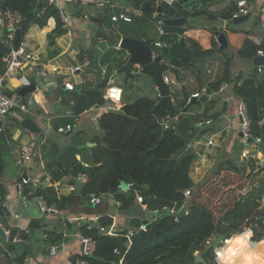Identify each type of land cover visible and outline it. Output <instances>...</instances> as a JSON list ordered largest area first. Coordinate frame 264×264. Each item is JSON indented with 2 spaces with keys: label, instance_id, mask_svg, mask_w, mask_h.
Instances as JSON below:
<instances>
[{
  "label": "trees",
  "instance_id": "1",
  "mask_svg": "<svg viewBox=\"0 0 264 264\" xmlns=\"http://www.w3.org/2000/svg\"><path fill=\"white\" fill-rule=\"evenodd\" d=\"M144 1L132 0V4L139 7ZM254 1L249 0L250 3ZM45 6L47 4L38 0H0V11H8L14 15L16 27L22 31L23 40L32 26L44 28L51 18L55 19L56 28L48 34V40L53 44L57 37L66 33V29L59 11L54 6H49L43 15L38 17ZM74 6L78 12L75 16L82 18L83 5L78 3ZM235 10L233 5L220 14L212 15L199 12L193 7L191 12L181 8L180 16L187 20L190 17L206 15L214 20L231 21ZM106 12L108 9L98 20H95L100 28L108 18ZM144 18L152 17L145 15ZM142 19L135 18L133 23L146 21ZM219 31L226 34L229 45L239 48V56L246 61H253L258 51H264V39L261 44H255L248 38L249 31H237L231 28ZM216 32L215 28L208 30L188 25L185 36L187 45L181 44L176 35L167 36L162 43L164 54L160 55L157 61H168L177 69L179 82L184 84L181 89L172 92L179 112L166 114L175 117L184 112L180 115L175 129L164 132L161 121L154 111L158 98L139 97L132 103L126 104L121 111L105 114L100 119V129L104 136L96 141V146L83 160L92 166L102 165V168L96 171L81 195L72 192L69 196L58 199V194L53 188L36 192V196L46 199L49 205L55 203L58 208L68 209L73 213L82 211L80 207L88 203L86 198L92 194L100 197L114 195L121 204L120 209L129 211L137 201V193L143 197L147 211L166 209L176 212V214H165L159 219L149 218L151 220L146 225L147 230L142 235L138 231L132 237L128 236V232L110 236L100 229L111 227L113 218L106 214L107 205L99 207L98 212L104 216L98 220L97 225L85 224L79 229L83 237L91 238L95 242L96 249L93 256L85 258L89 264H216L215 249H209L208 242L217 235H222L226 241L243 238L249 231L252 233L251 240L257 242L252 243L249 238V246L260 244L261 247L255 250L259 257L264 258V179H259L264 175V169L258 172L252 170L246 174L245 169L237 167L230 160L216 166L201 164L198 161V154L188 149L193 139L200 138L209 131L207 129L209 127L197 128V122L211 120L213 117L214 120H218L216 115H210L213 102H202L201 99L195 103L189 102L202 85L201 80L192 77L190 71L196 70L200 62L226 50L220 49L215 37ZM7 37L8 33L4 31L3 37L0 38V74L6 72L4 57L11 52ZM135 38L141 40L146 36L138 34ZM118 40L121 38L119 37ZM148 42L150 43L149 40ZM188 46L194 50L197 64H193ZM107 55L101 59L105 65L109 61ZM84 57L85 53H83ZM231 62L229 56L222 78L210 84L209 90L219 91L224 83L233 85L235 96L246 105L251 122V135L262 139L264 138V124H262L264 81L260 80L257 74L244 80L241 77L233 80ZM121 67L122 65L117 69ZM110 79L111 76L108 74L95 89L87 86L79 88V98L73 100L72 112L75 117L94 106H103L109 102L105 98V90L111 84ZM196 108L203 109V112L195 113ZM67 124L74 123L71 119H67L64 125ZM60 126L57 125V131ZM4 136L5 133L0 137V146ZM262 141L263 148L264 140ZM62 160L64 159L60 161L62 168L59 164L51 166L52 179L57 183L69 177L71 178L69 183L74 187L75 180L70 175L73 163L69 159L67 162ZM122 184H132L137 186V189L131 188L123 192L119 190V185ZM254 185L257 188L255 190ZM0 189L5 200V191L1 185ZM187 191L191 192L188 197L185 195ZM184 206L186 213L178 218L177 214ZM36 224L38 223L31 222L30 232L41 227ZM141 226L140 223L137 224V230ZM68 229L75 231L72 225L68 226ZM30 232L24 233L29 236ZM51 239V243H57L61 242L63 236ZM10 247V245L7 247L8 251L15 253V249ZM116 250L118 254L115 253ZM197 252L200 253L203 262L196 263ZM26 253L27 251L22 256H15L16 261L23 262ZM9 259L12 264V259L10 257Z\"/></svg>",
  "mask_w": 264,
  "mask_h": 264
},
{
  "label": "crops",
  "instance_id": "2",
  "mask_svg": "<svg viewBox=\"0 0 264 264\" xmlns=\"http://www.w3.org/2000/svg\"><path fill=\"white\" fill-rule=\"evenodd\" d=\"M100 1L101 0H81L80 2L83 5L82 10L84 11V16L82 18L75 16L78 12L74 4H69L72 5L69 7L67 5L66 11L72 19L69 24L64 25L66 33L61 37H57L53 44L48 40V34H51L56 28L55 19L51 18L44 28L32 26L25 36L23 44L26 46L28 52L36 56L37 62H26L22 69H19L14 76L6 80L7 94H12L17 102L27 106L26 112H22L17 108L1 121L2 132H0V137L4 133L5 136L2 141V146H0V160L2 161L0 185L1 188L3 187L5 190V201L8 197H12V203L16 204L13 206V209L22 216L19 220H14L12 217L7 220H9L8 223L10 224V228L18 230L19 234L25 236L24 238L17 236L12 242L15 246L20 245L21 249L19 251L16 250L15 253H11L5 249V251L9 253L8 256L12 259V264H68V261L82 258L83 244L81 239L83 236L80 234L79 229L85 224L92 226L97 225L98 220L104 216V214L98 212V208L104 205L108 206V208H106V214L112 217L114 221L113 225L109 228H112L115 234L110 236H117L121 232L137 230V224L140 223L143 225L145 221H150L147 217L148 211L144 200L143 202L137 200L132 209L124 211L120 209L121 204L116 200V197L114 195H108L101 197L102 205L100 206L94 207L90 205L89 201L86 199L88 203L80 207L82 211L79 213H73L68 209L59 208L60 212L58 214L44 213L37 201V198L39 199L41 196H36V192L41 190L45 191L53 188L60 198L69 196L73 192L74 187L69 183L71 178L66 177L57 183H54L52 179L50 168L53 164H59V167L62 168L63 165L60 164L61 159H64L62 161L65 162H67V159L71 161V159L64 154L60 156L59 161H56L58 153L71 144L75 146H86L85 149L77 152V158L84 164L89 165L85 163L83 159L88 156L89 151L96 146V141L104 136L103 131L100 129V119L105 114L121 111L126 104H130L137 99L128 95L126 96L124 88L122 87L121 89L118 87L122 91L121 102H119V94L111 90L108 96L110 97L111 93L115 94L116 98H111L113 101L103 106H94L80 116L75 117L72 112L74 106L73 100L75 98L70 92L63 88V83L58 82L61 78L72 81L75 84V91L80 95V87L87 86L90 89H95L109 74L110 70L115 74V72L118 71L117 67L123 66V64L125 65L128 61L129 55L123 62L111 60V62H108L106 65L99 66L104 55L103 46L106 47L105 50H115L114 47H116L117 54H114L116 56L122 53V51L119 49L120 47L118 45L115 46L114 42H111L115 35L107 30V23L103 24L100 28V25H98L95 20H98L106 9L111 10L113 14H118L124 9L132 8L134 6L132 0H123L124 2L111 0V8L110 6H98V2ZM236 2L237 0H189L182 8L190 12L192 10L190 5H193V8L197 7L196 9H201V12L216 15L231 8L233 5L236 8ZM200 17L204 19V24L196 23V18L190 17L186 20L187 25H194L199 29L208 30L215 28L217 31L231 28L227 25L229 22L227 20H214L206 15H201ZM146 19L147 18L143 17L142 20L145 21ZM209 21H213V23ZM218 21H225L226 23L225 25H220L217 23ZM214 23H217V25ZM234 24L235 23H233V25ZM94 31L95 33L97 31L103 32L106 35V39L98 38ZM245 31L250 32L248 38L255 44L259 45L262 43L264 32L257 28L255 22L252 28H248ZM158 32L159 35L162 34L161 29L158 30ZM120 38L122 39L124 36ZM145 40L148 41L150 39L145 38ZM216 40L218 42L217 37ZM87 42H90V48L92 49V60H89L86 51ZM158 42L159 41H156V43ZM229 48L236 50L238 54V47L229 45L228 50ZM94 49H97L98 58L94 57ZM225 49L227 50V48ZM83 53H85L84 58ZM232 58L233 56L231 55V59ZM219 59V55H216L203 62L202 67L198 68V65L196 70L190 71L192 77L201 80V89L197 92L202 98H207L206 101L213 102V109L210 115H216L218 120H214L215 117H213L214 119H211L213 124L207 128L209 131L206 135L193 139L188 149L198 154V161L201 164L216 166V163L221 162V159L226 156L228 160L232 161L237 167L245 169L246 174H248L252 170L257 171L259 168L264 167V160L261 159L258 161L256 158L250 161L243 160L241 156L242 153L249 152L251 156L256 157L258 154L263 155V150H261L262 147L260 149L255 144H247L242 140L237 110L239 104L243 103V101L235 96L233 85L224 83L219 91L209 90V85L220 80L223 76V71L219 68ZM96 65L98 67H96ZM53 66H57L61 69L60 74L52 71ZM76 67H81V71L74 73L73 70ZM233 69V80L238 77H241L243 80L246 79L241 72L239 73L237 68ZM114 74L110 79L111 86L115 85V83L121 79V77L118 76L112 81ZM19 76L25 77L31 83H36L37 81L43 82L36 92L31 95L30 99L23 97L19 100V90L22 86V83L19 81ZM166 76L170 78L172 92L183 87L184 84L179 82L178 76L173 77L171 73H166ZM54 78H57L56 82H53ZM121 80L124 81V78ZM138 85L139 84H136L134 80L128 84V86L133 89L137 88ZM111 86L105 90V95ZM149 97L158 98V92L155 88L152 90V95ZM196 110L200 113L203 112V109L200 110L196 108L195 111ZM22 115L36 122L40 130L39 133L30 131L22 125ZM67 119L73 121V131L64 134V137L60 138L58 135L62 133L57 131V125L60 124L61 126H65L64 124ZM262 124H264V119ZM235 129L237 130L235 131ZM238 129H240V132ZM213 136L215 138V144L210 145L208 141ZM240 143L245 146L243 147V151L239 154L238 150ZM249 145L251 148H247ZM31 151L37 152V157L29 162H24L23 154ZM81 177L82 176H80V178ZM24 178H29L31 180L30 184L27 185L25 189L26 194H29V205L27 207L21 205V198L17 190V184ZM81 180L86 181V178L82 177ZM137 196L140 195L137 193ZM1 199H3L2 194ZM44 201L47 203L46 199H44ZM48 206L51 205L48 204ZM31 222H37L38 224H36V226L41 227L38 230L30 232L29 228ZM70 225L75 228L76 232L69 231L68 226ZM1 229L5 234V230L2 227ZM24 232H30L29 236H26ZM49 234L52 235L49 236ZM35 235H37V237H34ZM60 235L63 236L61 242L51 243L52 237L57 239ZM5 237L6 241L11 243L6 234ZM33 237L35 240L31 241L30 239ZM61 244H64V250L62 252L60 251L57 256L52 257L50 254V247L53 245L60 246ZM10 246L11 249H16V247ZM26 251L27 253L24 256L25 259L23 258L24 261L18 263L16 257L24 255ZM259 260H264V258L259 257ZM257 262L259 261L253 257V264H257Z\"/></svg>",
  "mask_w": 264,
  "mask_h": 264
},
{
  "label": "built area",
  "instance_id": "3",
  "mask_svg": "<svg viewBox=\"0 0 264 264\" xmlns=\"http://www.w3.org/2000/svg\"><path fill=\"white\" fill-rule=\"evenodd\" d=\"M80 1L81 0H38V2L47 4V6H45L39 12L38 17H41L49 6L50 7L54 6L59 11L62 22L64 23V25L69 24L72 17H70V15L67 13L66 7L69 4L76 5L78 3H81ZM147 1L152 2V5H153L152 6V14L153 13L157 14V12H156L157 8L160 6V4L162 2L172 4L178 0H147ZM98 6H102V7H109L110 6V8H111L112 2H111V0H101L100 2H98ZM141 6H142V4L139 7L134 6L133 8L124 9L122 12H120L118 14L111 13L112 14V22H114V23L124 22L127 24H131V23H133L135 18L145 17L146 13L140 9ZM246 16H249V20L254 21L255 24L257 25V28H259L262 32H264V0H255L252 3H250L249 0H237L236 10L232 14V20H239V19L246 17ZM17 29L18 28L16 27L14 15L8 11H6V12L0 11V30H1L0 36L2 38L4 31H6L8 33L7 43L9 45H12L13 36H14V33ZM162 47H163V44L160 42L155 44V48H162ZM258 55L264 57V51H262V50L258 51ZM158 57H159V55L156 52H154V58H158ZM4 61L6 62V72L4 74H0V123L7 115H9L13 110H15L17 108H19L22 112L27 111L26 105L20 104L14 98H9V95L7 94V91H6V80L8 78L14 76V74L17 73L19 69H22L26 62H31V63L37 62V58L34 54L27 51V48L23 44V41H22V43L18 49H14V48L11 49V52L4 57ZM52 71L54 73L60 74L61 69L57 66H53ZM78 71H81V67H76L73 70L74 73H76ZM259 71L263 73L264 72V66H260ZM164 79L167 83L171 84L170 78L168 76H166V74L164 75ZM56 80H57V78L56 79L54 78L53 82H56ZM19 81L24 85L28 84V80L25 77L19 76ZM62 83H63L64 89L66 91H68V92H74L75 91V84L72 81L64 79ZM113 87H116V86H111L110 88H113ZM192 97H195L197 99H202V97L199 93L192 95ZM105 98L109 102L113 101L107 95V93L105 95ZM121 98H122V94H121ZM191 98H190V101H191ZM237 116L240 120L241 133L243 134L242 140H243V142L248 144V140L250 138H254V137L251 135V131H250L251 122H250V119L248 118L247 108H246V105L244 104V102L239 104L238 110H237ZM179 119H180V117L178 115L175 117H172L170 115H166L164 120L161 122L163 129L165 131L168 129H175L176 124L178 123ZM212 124H213L212 120H201V121L197 122L196 126L199 129H205V128L211 126ZM73 127H74L73 124H67L65 126H60L58 128V132L62 133V134H68V133H71L73 131ZM0 132H2L1 127H0ZM254 139L256 140V143H254V144L258 148L261 149V146L263 144L262 139H260V138H254ZM208 143L210 145L215 144L214 136L209 139ZM188 148H190V146H188ZM263 148H264V146H263ZM263 148L261 149V150H263V155L258 154L256 157H253L249 154V152H243L241 155L242 159L243 160H249V161L254 160L255 158L258 161H260L261 159H264V149ZM37 155H38L37 152H34V151L23 154V161L29 162V161L33 160L34 158H36ZM82 177L86 178V176H82ZM82 177L80 179H82ZM30 181L31 180L29 178H24V179H22V181L20 183L17 184L18 194L21 198V205L23 207H27L29 205V199H28L29 194L28 195L26 194L25 189H26V186L30 184ZM131 188H133L132 184H126V186L123 184L119 185V190H121L123 192H127ZM190 194H191L190 191H187L185 193V195L187 197L190 196ZM89 197H90V200H89L90 205H92L94 207L102 205V198L100 196H96V195L92 194ZM58 199H60V197H58ZM137 200L139 202H143V197L138 196ZM37 201H38V204H40L41 210L46 214H58L60 212V210L56 204L48 206V204L44 201L43 197H40L39 199L37 198ZM12 202H13L12 197H8L6 201L3 199L1 201L2 206L4 208L8 209V211H10L11 217L14 220H19L22 216L15 209H13V206H15L16 204L12 203ZM164 211H168L170 214H176V212L174 210L164 209ZM158 212H160V211H155L154 213H158ZM100 230H101V232H103L104 234H107V235L115 234V232L113 231L112 228H109V229L101 228ZM146 230H147V226L143 224L138 230L129 232L128 236L132 237V236H134V234L136 232H138V231L146 232ZM5 234L7 235V237H9L8 231H5ZM81 241L83 244V251H82L83 257L80 259L68 261V264H89L85 258L89 257V256H93L95 249H96L95 242L91 238H85V237H82ZM63 250H64V244H61L60 246L53 245L50 247V254L52 257H55L60 253V251L62 252ZM115 253L118 254V251L116 250Z\"/></svg>",
  "mask_w": 264,
  "mask_h": 264
},
{
  "label": "water",
  "instance_id": "4",
  "mask_svg": "<svg viewBox=\"0 0 264 264\" xmlns=\"http://www.w3.org/2000/svg\"><path fill=\"white\" fill-rule=\"evenodd\" d=\"M189 0H178L172 4H168L166 2H162L160 6L157 8V19L160 21V29H161V37L159 39L160 43H163L164 39L169 35H176L180 39V43L183 45H187L186 43V32L188 29V25L186 22V18L180 16V11L182 6L188 2ZM152 2L145 1L140 9L145 12L147 15L152 13ZM249 20V16L243 17L239 20H235V24H241ZM216 37L218 39L220 49L228 48L229 43L226 37V34L223 32H216ZM98 38L106 39V35L103 32L97 33ZM23 40V34L20 29H17L14 33L12 45L9 47L12 49H18ZM121 50H125L129 54V59L125 65H123L118 71L115 72L112 81H114L115 77L123 76L124 85H128L129 82L133 81L137 82L143 75L148 76L152 80V86L158 92V102L155 105L154 111L157 114L158 119L162 122L169 112L177 113L179 109L177 108L175 101L172 96L171 84L167 83L164 79V75L166 73H172L175 77L178 76V71L173 66H171L166 61L158 62L157 58H154V50L151 44L145 39H137L134 37H125L122 38L119 44ZM188 51L190 52L193 60V64H197L196 54L194 50L188 46ZM87 54L89 60H92V49L90 48V42H87ZM264 66V57L257 55L253 60V67L255 73L258 75V78L264 81V72L259 71V67ZM64 78H61L58 82L62 83ZM43 82L37 81L36 83H31L28 81V84H22L19 90V100L24 98L30 99L31 95L36 92L38 87H40ZM64 88V86H63ZM70 94L75 98H79V93L74 91L70 92ZM9 98H13L12 94H9ZM207 98H202L201 101L205 102ZM198 99L195 97L191 98L190 103L197 102ZM23 123L22 125L35 133H39V127L33 120L29 118H25V115H22ZM1 127V123H0ZM165 132V130H164ZM243 137V134H241ZM256 140L254 138H250L248 140V144H254ZM86 146H75L69 145L65 147L62 151L58 153L56 161H59L61 155H67L73 166L70 170L71 177L75 180V186L73 192L75 195H81L84 187L87 185L89 181L92 180L97 170L102 168V165H86L83 162L79 161L77 158V152L85 149ZM1 156V149H0ZM2 170V164L0 163V172ZM80 176H86V181L80 179ZM264 179V175L261 176ZM260 177V178H261ZM126 186V185H125ZM134 189H137V186H133ZM1 190H0V225L5 231L9 232V241L13 242L17 236H21L24 238L25 236L19 234V231L16 229L10 228L7 219L11 218V213L8 209L2 206L1 199ZM88 201L90 197L86 198ZM168 211H161L158 213L148 212V218L156 217L157 219L161 218L163 215L168 214ZM186 213V209H182L181 212L177 214L178 218H181ZM149 221H145L144 225H148ZM143 231H140L139 234H143ZM226 242L225 238L222 235H217L209 243V249L217 250ZM203 262L201 257L196 256V263Z\"/></svg>",
  "mask_w": 264,
  "mask_h": 264
},
{
  "label": "rangeland",
  "instance_id": "5",
  "mask_svg": "<svg viewBox=\"0 0 264 264\" xmlns=\"http://www.w3.org/2000/svg\"><path fill=\"white\" fill-rule=\"evenodd\" d=\"M120 2H124L123 0H119ZM145 1H147V0H145ZM144 1V2H145ZM141 4H143V3H141ZM185 5V4H184ZM184 5H183V7H184ZM69 6H72V5H68V7ZM134 7V6H133ZM132 7V8H133ZM186 7V6H185ZM191 7H193V5H190V8ZM187 8V7H186ZM185 8V9H186ZM197 8V7H196ZM191 10V9H190ZM196 10H198L199 12H201V9H196ZM192 11V10H191ZM190 11V12H191ZM157 12V11H156ZM111 13H112V11L111 10H108V12H106V15L108 16V18H107V20H106V22L105 23H107L106 24V28H107V30H109L110 31V33H112V34H114L115 36H114V39L113 40H111V42L113 41L114 42V44H115V46H119V44H120V41L121 40H118V38L119 37H121V36H124V38L125 37H128L127 35H129V36H133L134 38L136 37V36H138V34H140V36H146V38L147 39H150L149 41H150V44H151V46H152V48H153V50H154V52H156L159 56L160 55H163L164 54V50H163V47L162 48H155V43H156V41H159V39H160V37H161V35H159V32H158V30H160V21L156 18L157 17V14H155V13H151V14H149V15H151V17L152 18H147L146 19V21L145 22H142V23H137V22H135V23H131V24H127V23H124V22H121V23H114V22H112V20H110V18L112 17V15H111ZM147 15V14H146ZM208 21V20H207ZM232 21V22H231ZM231 21H229L228 22V26H230L232 29H235V30H239V31H245L246 29H248V28H252V26H253V23H254V21H250V20H248V21H246V22H244V23H241V24H234L233 25V23H234V21L235 20H231ZM209 22H212L213 23V21H209ZM253 22V23H252ZM196 23H202V24H204V19L202 18V17H200V16H197L196 17ZM217 23H219L220 25H225V21H223V22H217ZM217 23H214L215 25H217ZM98 32V31H97ZM97 32L95 33V31H94V33L97 35ZM218 32V31H217ZM180 39V38H179ZM255 41V40H254ZM102 49H103V51H104V55H106V54H108L106 57L107 58H109V61H107L106 63H108V62H111V60H113V61H115V62H117V61H121V62H123V60L124 59H126V58H128V52L127 51H125V50H123L122 51V53H119L117 56L116 55H114V54H117V50H116V47H114V49L115 50H111V51H109V50H105L106 49V47H102ZM120 49V48H119ZM234 54V55H233ZM103 55V56H104ZM217 55H219V57H220V64H219V68H220V70H222L223 71V73H224V70H225V66H226V63H227V58L230 56V58H231V55L233 56V58L231 59L232 60V62H231V66H230V68H231V75H232V78H233V74H232V70L234 71V69L233 68H237L238 70H239V73L241 72V74H243V77H245V78H247V77H249V76H251V75H253V74H256L255 73V71H254V67H253V61H246V60H244V59H242V58H240L239 57V55L237 54V51L236 50H233V49H231V48H229V50H228V48H227V50H225L224 52H222V53H218ZM94 57H96V58H98V56H97V49L95 50L94 49ZM121 59V60H120ZM254 60V59H253ZM205 62V61H204ZM167 63H169V62H167ZM170 64V63H169ZM103 66L104 64L102 63V61H100V64H99V66ZM100 66V67H101ZM203 66V62H200V64H199V67L198 68H200V67H202ZM119 70V69H118ZM113 74H114V72L112 73V70H110V72H109V76H113ZM171 76H173V77H175V75L174 74H172L171 73ZM258 76V75H257ZM123 78V76H121V79ZM120 79V81H117L116 83H115V85H113V86H116V87H113V88H110L108 91H107V95L109 94V92L111 91V90H114L115 92H117L118 94H119V97H120V100H119V102H121V94H122V91L119 89V88H121L122 89V87L124 88V92H125V94H126V96L128 95V96H130V97H133V98H138V97H141V96H145V97H149L150 95H152V90H154V87L152 86V80H151V78L150 77H148V76H145V75H143L140 79H138V81L136 82V84H139L138 85V87L137 88H135V89H133V88H131V87H127L126 85H124L123 83H124V81L123 80H121ZM119 87V88H118ZM175 91V90H174ZM195 113H198V110H196V111H194ZM184 112H182L181 114H183ZM200 113V112H199ZM181 114H179L178 116L180 117V115ZM201 114V113H200ZM230 130V129H229ZM237 129H235V131H236ZM239 130V132H240V129H238ZM58 137H60V138H63L64 137V134H61V135H58ZM263 140H264V138H262ZM263 142V141H262ZM252 145V144H251ZM245 145L244 144H241L240 143V145H239V150H238V153L240 154L241 153V151H243V147H244ZM247 148H251L250 147V145L249 146H247ZM190 150V149H189ZM3 160V159H2ZM226 160H228V158L225 156V158H222L221 159V162H217L216 164L218 165V164H220V163H222V162H224V161H226ZM264 160V159H263ZM262 169H264V167H262V168H259V170H257L256 172H258V171H260V170H262ZM2 175V174H1ZM261 177V176H260ZM259 177V179H263L262 177L260 178ZM256 185H254L253 186V189L255 190V189H257L256 187H255ZM5 191V190H4ZM4 197V196H3ZM263 200H264V197H263ZM263 203H264V201H263ZM186 209V207L184 206L182 209ZM181 212V211H180ZM148 217V216H147ZM151 218H155V217H151ZM151 220V219H150ZM7 222H9V220H7ZM9 224V223H8ZM10 225V224H9ZM1 225H0V264H9V261H10V259H9V253H7L6 251H5V249H7V247H9V245H12V247H16V249H15V251L14 252H16V250L17 251H19L20 249H21V247H20V245H18V246H15V245H13V243L11 242V243H9V242H7L6 241V237H5V234H4V232H3V230L1 229ZM134 231H136V230H134ZM73 232H76V230L75 231H73ZM36 234V233H35ZM128 234H129V232H128ZM34 237H37V235H35ZM32 238V239H30L31 241H33V240H35V238ZM212 240L213 239H211L209 242H208V245L207 246H209V243H211L212 242ZM250 242H252V243H257V242H254V241H252L251 240V238H250ZM227 245H226V243H224V244H222V246L220 247V248H218L217 250H215V257H216V264H218V262H217V252H219L220 250H223L225 247H226ZM8 250V249H7ZM8 252H10V251H8ZM196 256H198V257H200L201 255H200V253L199 252H197L196 253ZM260 261H264V260H260ZM256 263V262H255ZM254 263V264H255ZM259 262H257V264H258Z\"/></svg>",
  "mask_w": 264,
  "mask_h": 264
},
{
  "label": "clouds",
  "instance_id": "6",
  "mask_svg": "<svg viewBox=\"0 0 264 264\" xmlns=\"http://www.w3.org/2000/svg\"><path fill=\"white\" fill-rule=\"evenodd\" d=\"M251 235L252 233L249 231L243 238L226 241L227 246L223 251L217 252L218 264H253V257L259 261V264H264V261L259 260L255 250L260 248L261 245L257 244L254 247H250L248 244V239Z\"/></svg>",
  "mask_w": 264,
  "mask_h": 264
},
{
  "label": "bare ground",
  "instance_id": "7",
  "mask_svg": "<svg viewBox=\"0 0 264 264\" xmlns=\"http://www.w3.org/2000/svg\"><path fill=\"white\" fill-rule=\"evenodd\" d=\"M110 98L115 99L116 98L115 94L111 93Z\"/></svg>",
  "mask_w": 264,
  "mask_h": 264
}]
</instances>
